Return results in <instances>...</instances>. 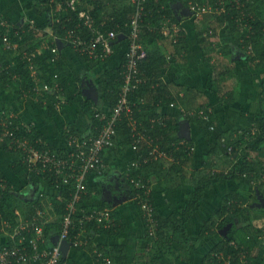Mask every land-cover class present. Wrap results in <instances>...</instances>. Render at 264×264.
I'll return each instance as SVG.
<instances>
[{
  "label": "trees",
  "instance_id": "trees-1",
  "mask_svg": "<svg viewBox=\"0 0 264 264\" xmlns=\"http://www.w3.org/2000/svg\"><path fill=\"white\" fill-rule=\"evenodd\" d=\"M56 1L62 3V10H58L54 4L50 3V0H37L34 13L36 16H44L45 14L50 13L49 15L51 16V19L53 21L52 25L49 26L52 29L54 39L55 37H57L62 40L64 38L66 30L71 28L73 29L79 22L77 19V11H71L70 9H68L66 7V0ZM193 1L195 2L192 5L198 4L204 8L211 7L212 10L213 8H216V10H218L216 13H210L209 11H206L203 14L202 19H204V17H210L211 20L209 21L208 25L204 26V21H202L201 19L202 22L200 24V27H198V44L200 45V51L202 52L206 61H209L211 58V56L209 55L210 50L213 51V48L211 47L212 41L209 39L211 37L217 36L219 29L225 27V30L235 37L234 40L236 41L238 46H243V48L246 50L245 53H247V60L253 61L258 59V62L260 60V65H264V19L261 13L258 12V10V14L254 19L251 18L248 19V21L245 19L236 20L235 18L238 16L237 9L234 7V5H228L232 4L235 0H223L224 11H220V7L223 8L220 5V2L222 0ZM241 1L245 2L246 0ZM110 2H112V0H84L82 7L91 8V15L95 19V22L97 24H100L102 21L106 22L103 28L104 30L115 29L116 31H125L126 29L124 28V25L129 22V18L133 13V7L131 5H127L125 6V8L115 9V7L109 6L114 5V3L110 4ZM163 5L164 0H148V2L146 3V13L143 16L142 25L156 24L161 19V16L166 17V19L170 18V20L175 23H179L177 18L172 16L170 9ZM246 6H248V10L251 9L248 3L246 4ZM78 10H80V7L78 8ZM56 19H59V21H56ZM7 25V28L5 25H0V87L3 89H8L9 84L17 83L20 81L21 86H19L16 91L19 95V89L22 87H33L35 85V81L33 79L37 77L39 78V80L42 79V83L47 81L54 83L58 81L59 85L61 86V94L66 96V101L68 100V96L71 99L73 95L78 91L76 85L79 81V77H76L74 74L72 76L71 73H67L66 71L64 73V71H62V66L64 65L63 60H59V57L56 62H52L51 58L53 54H50L49 51L44 52L43 55L38 58V63L40 64V66L36 67L38 74L36 76H30V71L25 67L28 64L26 62H23L20 58H18L20 63L17 62V58L13 60L12 50H8L6 48V43L3 41L6 35L9 38L11 44H16V41L20 39L18 31L24 30V27L19 28L16 24L11 26L9 23H7ZM81 28L83 30V25ZM241 28H243V30ZM251 29L254 31L253 35H249ZM210 31L211 33H209ZM23 35V39L19 41L18 45L21 47V45L32 44L34 33H25ZM140 35L142 38L141 41L142 43H144L143 45L147 50V57L140 63L141 71L147 76H162L163 69L167 66V62L164 55L158 54L159 47L157 48L155 42L159 36L153 32L148 31V27L146 26H143L141 28ZM249 36L250 38H247ZM162 40L163 39H161V41ZM223 41L225 42L226 40L223 39ZM180 42L182 46L185 45L181 49H185V39H182L181 37ZM40 43L41 42H39V44ZM249 44L252 46V49L250 51L247 49V46ZM124 45V41H121L118 44H114V54L110 57L111 59L109 58L110 60L108 59L107 61H112L115 55L118 53H122L121 59L124 58ZM225 48H228L227 45L220 47L221 50H224ZM18 49L19 48H17V50ZM20 50L21 49H19L18 51ZM74 55L78 57L80 62H92L86 56H82L78 53H74ZM226 56L227 54L224 53L223 57ZM12 60L17 64L9 68L8 65L10 62H12ZM178 60L179 59H177L176 62H178ZM261 61H263V63ZM66 69L68 68L66 67ZM121 70V64L116 68H105L104 72L99 77L97 82L94 83L99 93L100 104L93 103L91 99H89V96L79 97L87 123L84 131L76 132L78 136L85 137L87 134L88 136H93L99 133L102 125L106 122V119L103 116L97 118L95 115L104 111L107 112L115 106L119 86L121 84ZM15 74H18L20 79L16 80V78H14ZM154 89L155 90H152L149 86H141L132 95L133 102H135L137 107H139V111L136 112L135 117L138 119L139 125L144 127V129L142 127H140L139 129L140 131L147 130L149 138L153 140L152 144H147L145 141L142 142L138 149L135 150V156L133 160L139 158V155L142 157L147 156L152 147L154 145H157L159 150L165 153L167 157L166 159L169 158L174 161L177 160V162H170V165L167 169H163L164 162L167 161L166 159H159L158 161H153V163L150 162L148 164H142L136 169L131 167L127 168L128 170L124 172L122 178L131 188L129 191L130 196H133L135 192L130 183L131 178H135L137 175L141 174V176H143L146 180H149L151 176H159V174H163L166 170H168V172H165V176L171 175L173 174V172H175L176 175L183 176V166L189 160V156L184 150V146L178 145V142L181 140L177 137L179 128L178 119L180 118V115L178 114V116L176 117L169 114H163L164 117H162L157 116L158 114L155 111L158 108H164L167 110L172 109L173 112L178 113L175 106H196L197 100L192 96L191 97L193 99L188 100V98L182 99L181 97L174 95L172 91L167 88V85H165L164 83L162 84V82L161 86H158L157 89ZM188 90H190V88ZM216 94L219 100H223V92H217ZM78 95L80 96L79 93ZM226 96L228 98L223 101V104L226 106H232L235 102L233 91H231L229 96ZM171 104H174V107H170ZM196 107L202 108L201 105ZM101 109L105 110L103 111ZM204 112L208 115L207 121L199 117V115H197V117L190 114L184 115L192 124L195 121V123H197V129L201 130L204 135L210 136L212 135V132L214 131L218 123L216 120V116L209 113L207 107H205ZM2 113L3 112L0 111V121L2 118H4ZM152 118L157 119V122L153 125H151L149 121ZM16 122L19 121L16 120L14 123ZM245 128L246 129H244V132L239 135V140H235V138L232 137L224 141V139L219 137L218 143H216L217 151L220 155L222 154V161H225L228 165H232L231 171L225 173L224 171L219 173L209 171L207 170V167L210 165L212 170L214 168V164H210V161L205 160L202 164L203 170L205 171H195L194 175L197 176L196 180L199 181L193 186L192 190L188 194L183 207L178 208L174 213L169 215L167 219H162L156 214L157 220L154 225V231L152 233L153 235H150L149 230H147L150 225L148 223L145 225V239L144 242L141 243L143 244V246L139 260L137 258V255H134V259H137V261L140 262L139 264H178V262H173L172 259L171 261L168 259L170 258L169 253L172 250V244L181 243L184 245L186 244V242L188 243L189 239L186 237V230L183 225L194 212L200 210V201L202 196H204L205 191L211 186H216L219 183L224 184L229 181L242 182L246 187H252L253 185L251 183L254 178L259 177L260 172L264 173V162H262V160H259L260 154H264V109L261 108L258 113L254 114L253 118H251ZM254 128L256 129L255 132H253ZM29 132V135L20 134L16 136L18 139H22L25 137L30 141L39 137L41 138V134L37 130H35L34 126L31 127V130H29ZM71 132L74 133L75 131ZM0 134H2L1 127ZM116 135L117 136L114 148L121 149L120 144H126L127 142L130 143V132L128 127L126 126L125 121H121V123L118 124V127L116 128ZM118 140H120L121 143H119ZM192 142L193 139L188 141L187 144H194ZM9 143L10 138H4V140L0 142L1 148L9 154L18 155V151H14L15 148H8ZM228 145H232L230 152H227ZM238 157H240L241 159V161L239 162H237ZM20 164L23 168H26L27 166V163ZM204 165H206V167H204ZM2 176L3 175L0 174L1 178H3ZM32 178L34 183L45 180L52 189L56 187L53 177L49 175L40 174ZM165 180L166 178H164V181ZM56 189V195L50 197L53 205V212L51 214H53L55 217L45 226L44 235L50 234L51 236H54L59 234L62 216L65 213V206L70 199L73 186L72 184L63 185L61 183L57 186ZM9 190L10 186L8 187V190L4 193V195L0 197L1 232H4V230L11 231L14 226H17L20 223L19 213L21 214L20 210H22L21 205L23 203L19 201ZM86 198H88L87 195H85L80 201L79 210L86 209L87 206L86 204H84ZM256 202L257 197L253 192L248 193L245 190L242 194L239 195L234 191L227 193L222 197V202L220 204L219 210L214 216H211L207 220V223L202 229L200 236H204V231H206L208 234H211L214 228L217 230H221L229 223L232 224L237 216H248L252 223L255 220H262L264 218V207L260 210L250 207L252 203L254 204ZM28 209L30 210V212L32 211L31 207L29 206ZM22 214L21 215L23 216V218H28L27 212L23 211ZM78 216H80V213ZM3 222L9 224L11 226V229L4 227ZM91 225L94 227L96 234L100 233L103 236L117 235L121 232L119 231L120 226L115 227V229H97L94 224H89L87 225V227L91 228ZM245 228L246 227L243 226L241 228L242 230L239 229V232H243ZM75 230L70 232L69 237H72V235L76 233ZM167 233H170V236H168ZM175 233H178L179 236H176ZM237 233V228H235V226H233L232 224V228L227 232V236L223 237L217 244L212 247V249L204 257L202 264H226L225 259L228 257L230 264H238V260L241 257L240 249L247 246V244L245 246H241L242 242H240V240L238 239ZM249 233L250 232H247V239L251 238ZM30 238L31 237L28 236L27 241ZM9 243V241H6L5 243L0 241V244ZM245 243H250V241H245ZM92 246L93 255L94 251L98 250L109 257L114 264H130L128 247L126 245L117 243L116 245L111 246V248L103 244H95V246ZM245 248L247 249L248 247ZM76 249L83 250L82 246H77ZM148 252H150V254ZM215 254H222V257L217 258ZM180 256L181 255L179 254V257H177L176 260L180 259ZM62 262L70 264V257H65ZM96 264H98L97 261Z\"/></svg>",
  "mask_w": 264,
  "mask_h": 264
},
{
  "label": "crops",
  "instance_id": "crops-1",
  "mask_svg": "<svg viewBox=\"0 0 264 264\" xmlns=\"http://www.w3.org/2000/svg\"><path fill=\"white\" fill-rule=\"evenodd\" d=\"M134 1L135 0H131L130 3H127L123 0H114V5L116 7H118V9L125 8V6H127V5H131L133 7V13L130 16L129 21L132 18V16L134 15V11H135ZM181 1L184 3L185 1H188V0H181ZM147 2H148V0H146V2H145V10H144L143 16L146 13V3ZM194 2L195 1H193V0H189L187 3H185L188 6H185V4H183V8L190 15H192L191 10H190V6ZM260 5L264 6V0H250L249 1V7H251V9L249 11L251 13L252 19H254L256 17V15L258 14L257 10L259 11ZM163 6L170 9L172 16L177 18L176 17L177 15H175L173 13L171 0H164ZM21 10L22 9H20V11ZM20 11L12 10L11 16L15 15L14 17H6L7 19H3V18L2 19L0 18V19H1V21L6 22V23L8 22L10 24L16 22L14 24H16L19 28H23L22 26H24V21H23V19L20 18L21 13L23 11L21 13H20ZM211 12L216 13L217 12L216 8L213 9ZM185 18L187 19V17H185ZM167 19H166V17L161 16V19L156 24L142 25V27L143 26L148 27V31L153 32L156 35H158L159 39H163L162 41H163L165 47L161 48L160 46L162 44H160L158 47L161 48V51L158 50L159 51L158 54L159 55L162 54L165 56L167 66L163 69L162 76H160V77L147 76L144 73V75L146 77H148V81L146 83L141 84L139 86V88L141 86H149L152 90H155L154 88L157 89L158 86H161V82H162V84L164 83L165 85H167V88L169 90H173L172 93L174 94V88L176 86H184L185 84H187L185 86H191V88H194L197 84H200L198 82V81H200L199 78H201L202 76H204V78H205V75L208 76V74L211 71V68H213V66H216L215 65L216 64V58L213 57V53L215 51L220 50V48L216 47V43H213V41H212L211 47L213 48V51L210 50V52H209V55L211 56V58L209 61H206L205 57L203 56L202 52L200 51V45L198 44V38H197L198 37V33H197L198 29H193V30L187 29L186 30L185 25L181 24L182 21L177 18L180 26L181 27L183 26L185 31H181L175 39H173V38L171 39L169 37V35H166L164 33V31L161 30L160 24L165 22ZM184 19H182V20H184ZM188 19H189V17H188ZM210 20H211L210 17H206V18L204 17V26L208 25ZM11 26H12V24H11ZM197 26L200 27L199 24H197ZM49 28H50V26L48 27V29L44 30L48 39H51V42L49 44L48 43H46V44L49 47H53L56 45L58 46L59 57H60L59 60L65 61V59L70 57V58H75L81 64V67L80 66L77 67V68H80V73H82L81 76H78L80 78L77 85H76L78 91H77V93H75L73 95L72 99L75 98V96L76 97H84L85 93H88L90 95L89 99H91V101L93 103L100 104L99 93H98L97 88L94 84L95 82L91 78L88 77V75H87L88 71L85 72L86 67H84V66L88 62L87 63L80 62L78 57L76 55H74L70 50L66 49V46L64 44L63 45H62V43L59 44L58 43L59 41L54 39V35L49 30ZM140 30H139V40L141 41L142 38L140 35ZM209 33H211V31ZM253 33H254V31L251 29L249 32V35H253ZM205 34H206V32H205ZM181 37H182V39H185V41H186V48L185 49H181L185 46V45H183V46L181 45V42H180ZM148 38H150V37H148ZM247 38H250V36ZM154 40H155V37H154ZM234 42H235L234 44H236V46L242 50V48L240 46H238V44L236 43L235 40H234ZM41 44L38 45V48L41 46ZM142 44H144V43H142ZM30 45L31 44H26V45H21V47H20L16 43V44H14V46H12L13 48L8 49V50H12V52H15V51H18L19 49H21L19 51L21 53V60L28 64L27 61H24L22 59V54L24 52H32V51H30V49H31ZM17 48H19V49L17 50ZM247 49L250 51L252 49V46L249 44L247 46ZM233 50H234V48H233ZM46 51H49L50 54H52L50 49L42 50V53L40 55H38L35 58V60L32 62V65L34 67L32 69H35L36 67L40 66V64L38 63V58L40 56H42L43 53ZM231 52H233L231 50V47L225 48L224 52L221 50V53H220L221 55L219 58H222L223 54L226 53L227 54L226 57H228V59H229ZM121 54L122 53H118L115 55L114 59L109 63V64H111L110 66L107 63L109 68L110 67L116 68V67L120 66V64L122 66L124 58L121 59V57H122ZM12 55H13V53H12ZM53 56H54V54H53ZM199 56H201V57H199ZM177 59H179L178 62H176ZM230 59H231L230 61L232 62L230 64H231L232 68H234L233 69L234 74H235L234 79L237 80L238 82L239 81L243 82L245 80V83H243V86L246 87L247 91L249 89H250V91H255L256 96L258 94H260L259 87L257 86V82L254 81L257 78V76L260 75L261 72H264V65H260V60H259V62H253V61H257V60L249 61V60H247L246 57L245 58L238 57V58H230ZM217 60H218V58H217ZM261 62L263 63V61H261ZM11 67H13V66H11ZM25 67L30 71V76H32L33 72L31 69V63H29ZM242 67L245 69H247V68L249 69V72H250L249 78L244 77L243 74L240 72V69ZM74 69H76V67ZM35 71L38 74V71L36 69H35ZM201 72H202V74H201ZM197 73H198L199 78L196 77ZM179 77H183L185 80L179 79ZM14 78H16V80L20 79L18 74H15ZM173 80H176L175 83L173 82ZM180 80H182V81H180ZM121 82H122V80H121ZM181 82H183V83H181ZM47 83L52 84L53 82L48 81ZM54 83H57L59 85L58 81H56ZM38 84H39V86H40V84H43L42 79L38 82ZM13 85H15V84H9L8 89H3L0 87V89H2V91H0V93L2 92V94L0 95V111L13 114L14 117H16L15 121L16 120L19 121V122L15 123V125L20 126V127L18 126V129L15 130L16 135H20V134H28L29 135L30 132L25 131V129H26L25 125H28V126L31 125V127L34 126L35 130H37L41 134V139L44 141V143L49 148H51L55 151H61L63 148V143H64V135H65L64 129L65 128H69L70 131H75L74 132L75 134H76V132H82L85 130L87 121H86V118L84 115V110L82 108V105H81L80 99H79L78 102H79V106L81 108V113H80L81 120H78L76 123L66 122L63 125L64 128L62 130V138H61L62 144H58V145L53 144V140H51V139L49 140L46 133H44L38 129V127L36 126L37 122L34 119L33 115H31L30 111L28 110V107L25 105H23L22 107H20V106L18 107L17 104L18 103L19 104L20 103H26L27 104L28 102H32L33 104L35 103L36 107L40 108L43 111L44 110L47 111L48 115L50 116L53 113V111H55V110L59 111L63 107L67 106L69 104L67 102L70 100V97L68 96V100L65 101V104L62 105L60 108H55L56 101L52 97H50V96H45V98H43L41 96H39L38 98L35 97V92H34V88H33L34 86L29 87V88H25V87L20 88L19 89L20 94L18 95V93L16 92L17 86L15 88H13ZM261 85H263V84H259V86H261ZM19 86H21V85H19ZM251 87H255V88H251ZM60 88H61V86H60ZM119 88H120V86H119ZM85 90H88V91H85ZM137 90H135V91H137ZM192 90L194 92V89H192ZM134 92L130 96L131 100L133 98L132 95L134 94ZM78 93L80 94V96L78 95ZM118 93H119V91H118ZM191 96L193 98H195L194 94H190V93L187 94L185 97L183 96V98H185V99L188 98V100H190V99H193ZM251 96L253 97L252 93H251ZM117 99H118V94H117ZM255 99H256V101H258L259 97L255 98ZM116 103H117V101H116ZM113 108L107 112H105V111L102 112L103 117L106 120H107V115L110 114V112L113 110ZM137 111H139V107L136 106L133 109V115H132L131 119H129L128 117H126L124 115L121 117V119H119V121H117V123L115 125V130H116V128L118 127V124L121 123V121L126 122V126L129 129L130 137H131L130 143L132 142L133 133L135 131L139 132L140 131L139 128L142 127L139 125L138 119L135 117V114ZM155 112H157V114H158L157 116L164 117V115H163L164 113L161 111V108L156 109ZM254 114H256V113H253V112L243 113L241 117H237L236 114H233L231 112V117L236 118L237 126L246 127L248 125L249 121L251 120V118H253ZM152 119H154V118H152ZM132 121L134 122V124H132ZM228 121H229V119H228ZM178 122H179V119H178ZM234 124H235V122H234ZM151 125H153V124L151 123ZM191 125H193V124L191 123ZM226 127L228 129H231V126H229V123L227 124ZM142 128L144 129V127H142ZM1 129L3 130V128H1ZM11 129L13 130L12 127H11ZM255 130L256 129L254 128L253 132H255ZM192 131L194 132L195 130H192ZM197 131H199V130L196 129L195 133H197ZM193 132L190 133L189 139H191V140H192ZM143 133L146 136L145 142L147 144H149V142H147V140H149L150 138H149V134L147 133V130H144ZM90 136H92V135H90ZM116 136L117 135H115L114 140H113V146L106 149V150H103L101 153L102 158L105 162V166H106L103 173H101V174L90 173L87 176L86 194L85 195H87L88 198H86V200L84 201V204H86V206H87L86 209H84V210L90 211L92 209H99V208H102V206L104 207L107 203L108 206H106V207L111 208L112 213L114 214L112 217L113 221H114V226L112 228L115 229V227L120 226L119 231H121V232L117 235H110V236L109 235L103 236L100 233H99L100 235H97L96 231L92 225H91V228L87 227V225H89V224L83 225V229L81 230L79 227V223H78L79 216L77 215L76 220H75V228H74V230L77 228L75 230L76 233H74L72 235V237H69V239L73 240L75 237H78L81 241H83V243L81 245L83 250H77L76 248H72V247H70L68 249V252H67L65 257H67V256L70 257V263L71 264H79V262L81 261V258L78 257V259H76L73 255V253H80V252H84V254H86L87 256L89 255L88 257H90L89 259H91L92 264H95V262H96L95 255H93V252H92V248H93L92 245L95 246V244L96 245L97 244H103V245L109 246L111 248V246L116 245L117 243H120V244L126 245L127 247L131 245L130 248L135 246L136 249L134 252L137 251V247H138V250H142L143 244H141V243H143L144 239H145L144 233H145L146 226H145V221H144L143 216H142V212H141L140 207H139V203L137 200H133L134 194L137 192V189L135 188V186L133 184H131L133 189L135 190V192H134L133 196L132 195L130 196L129 191H127L126 194L122 193L120 185L118 184V179H121L123 177L122 175L124 174V172L126 170H128L127 168H130V163L134 159V156H133V159H131V154H129L128 164L125 165L126 168H124V161L120 162V159L123 160L122 157L123 156L125 157L127 155V153H125L126 148L122 149V146H121L120 150H115L114 145H115ZM194 136H198V135L194 134ZM127 144L129 145L128 142L124 145L127 147ZM132 150H134V149L132 148ZM0 151H1V153H3V156H1V153H0V174L3 175L2 176L3 178L0 177V183L4 184V189H2L0 187V197L4 195V193L8 190V187L10 186L9 191H11L15 195V197L23 203L21 205L22 210H20L21 214L23 213V211L28 213V218H23V216H22L23 214L21 215L19 213L20 222H29V223L37 224L38 221H41V220H39V218H43L42 219L43 222L39 226L42 227L43 238H44L46 244H43L44 246H41V248H40L39 244H38V246L41 250H43L44 248H47V247H51V245L54 241L51 239L52 236L50 234L44 235V229H45V226L48 224V222L52 221V219H54V217H55L53 214H51L53 212L52 211L53 205H52V201L50 200V197H53L56 195L57 192L55 190H57V189H52L45 180L39 181L38 183H34L32 180L33 179L32 177H36L37 175H40V174H46V175L53 177V179H54V174L50 173V171L47 168L42 169L40 164H37V165H28L27 164L26 168H23L20 163L24 164L26 162L23 159L24 156L21 155L20 152H18V155L11 154L12 156L9 157L7 155V152L1 148V145H0ZM162 159H164V158H162ZM2 160H3V162H2ZM166 160L169 162L174 161V160L171 161L170 159H166ZM174 162H177V160H175ZM184 167H188V168L192 169V166H190L189 164L187 166L184 165L183 170H184ZM204 167H206V166L204 165ZM184 173L187 175V178L184 181L179 180V184H178V181H175V179L173 178L172 175L164 176V178H166L164 183H163L161 176L155 175V177H153V178H155V181H156L155 182L156 188L154 191H153V189L151 191L150 202L154 205L156 212H157L156 214L159 217H161L162 219H167L168 216L171 215L172 213H174L178 208L183 207L184 203L182 206H179V207L177 206V203L179 201V194L178 193H180V190L184 188V183L187 181V185L189 186L192 184V187H193L199 181V180L198 181L196 180L197 176L194 175V173H195L194 169H193V171H190L189 173L188 172H184ZM138 178H140V179L143 178L144 181H146L145 178L143 176H141V174L137 175L135 177V179H138ZM161 182H162V185L160 184ZM244 186H245V184H244ZM105 188H107L109 192H112V195L109 197L111 202L105 201L106 197L103 196ZM152 188H153V186H152ZM190 189L191 188H189V190ZM232 191H234L238 195L242 194L244 192V190L241 188L229 187L228 190L223 192V195L222 194H220V195H221V197H223L224 195H226L227 193H230ZM180 194H182V193H180ZM207 194L211 195V193H208L207 191H205L206 197H209V196H207ZM212 195H216V197H218V194H212ZM207 200L209 201V202H207V205H208L212 199H211V197H209ZM113 201H114V203H113ZM257 202H258V200H257ZM129 204L136 207L137 213H135L133 211L132 207H130ZM207 205L205 207H203V205L201 204L200 210L194 212L191 215V217L185 222V224L183 226L186 230V237L189 239V241H188V243L186 242V244H184V245L181 243L172 244V250L169 253L170 258H168V259L170 261L172 259L173 262H178V263L186 261L188 264H191V262L194 261V263H196V264H202L203 259L206 256V254L223 237L227 236V232L229 231V229L232 228V224H233V226H235V228H237V231H238L237 237L240 240V242H242L241 246H245L247 244V246H245V247H248L247 249L245 247L243 248L242 255H241L240 259L238 260V264H264V218L262 220H255L252 223V221H250L248 216L243 215V216H241L242 220H238V222L234 221L232 224L229 223L228 225L223 227L221 230H219V229L217 230L214 228L212 230L211 234H208L206 231H204V236H200L202 229L204 228L205 224L207 223V220L211 216H214L217 212V210L212 211V214H210L211 212L209 213V210L207 209ZM251 205H250V207H251ZM28 206L31 207V209H32L31 212L28 209ZM262 208L259 207V208H254V209L260 210ZM136 215H138V217H136ZM238 217L239 216H237L236 218H238ZM246 220H247V223H245ZM242 224H244V225H242ZM243 226L246 227L245 230H243V232H239L240 231L239 229H241ZM132 229L135 230V232L134 233L131 232L132 235H130L129 231H131ZM168 232H171V231H168ZM247 232H250L249 235L251 236L252 239L251 238L250 239L248 238L249 240L247 239V237H248ZM175 234H176V236H179L178 233H175ZM28 236H30L31 238L28 239V241H27ZM168 236H170V235H168ZM33 239H36L35 232H33V230L30 233L29 232L26 233L25 241L22 244L18 243V241H19L18 237H16L15 239L12 240L11 238H9V235L5 231L4 232L0 231V241L1 242L5 243L6 241L7 242L9 241L10 243L8 245L11 247H13V246L23 247L24 246L27 248V250H28L27 252L29 254L32 252V245L30 246V242ZM245 241H247V242L250 241V243H245ZM89 244H91V245H89ZM176 245L178 246L177 248H176ZM186 250H187V252H186ZM71 251H73L72 254H70ZM182 252L185 253L184 256L181 255ZM179 254L181 255L180 259L176 260V258L179 257ZM128 256H129V260H130L129 250H128ZM131 256H134V253L131 254Z\"/></svg>",
  "mask_w": 264,
  "mask_h": 264
},
{
  "label": "built area",
  "instance_id": "built-area-1",
  "mask_svg": "<svg viewBox=\"0 0 264 264\" xmlns=\"http://www.w3.org/2000/svg\"><path fill=\"white\" fill-rule=\"evenodd\" d=\"M249 1L250 0L242 2L241 0H235L231 4V6L234 5L238 11V16L235 18L236 20L245 19L248 21V19H251V13L248 10V6H246L247 3L249 5ZM145 2L146 0L134 1V15L130 21L124 25L126 29L125 32L116 31L115 29L104 30L103 28L106 22L102 21L100 24H97L91 15V8L82 7L84 0L83 2L82 0H66V7L71 11H77L79 23L73 29L66 30L62 40L55 37V40H58L59 44H64L66 49L70 50L73 54L78 53L82 56H86L92 62L96 63H104L114 54V44H118L121 41H124L125 44L123 52L124 61L120 72L122 82L119 88L117 103L110 114L107 115V120L102 125L98 134L93 136H88L87 134L83 137L65 128L63 148L58 152L49 148L41 138H36L31 141L25 137L18 139L15 130L18 129L19 125H15L14 123L16 117L10 113H2L4 118L0 121V127L3 128L2 134H0V142H2L4 138L9 137L10 143L8 148H15V151L20 152L28 165L40 164L42 169L47 168L50 173H53L54 183L56 184L54 189L62 183L63 185L72 184L73 190L65 206V213L62 216L59 234L51 238L52 240L56 239L51 247L44 248L43 250L40 249L41 246H44L43 244H46L43 238L42 227L39 226L43 222V218H39L41 221H38L37 224L20 222L12 229L9 224L3 222L4 227L11 229V231H4L12 240L18 237L19 244L25 241L26 233H30L32 230L35 232L36 239L30 242V246L32 245L31 255L24 246L11 247L8 244H0V264H69L62 262L65 258L63 257L61 245L64 241L69 243V248H76L82 245L83 241L78 237H75L73 240L69 239L70 232L75 228L76 216L79 215V213L78 223L81 230L85 224H94L97 229H111L114 226L111 208L103 207L90 211L84 209L79 210V203L86 194V179L88 174H101L106 168L101 153L103 150L113 146L117 121L124 115L129 119L132 118L133 109L137 105L131 100V94L137 90L141 84L148 81V77H146L140 69V63L147 57V50L142 44V41L139 40V30L142 27ZM50 3L54 4L58 10H62L61 2L50 0ZM220 5L223 7H220V11H224L223 0L220 2ZM79 7L80 10H78ZM190 10L192 15L196 18V22L200 23L203 14L206 11L211 12L212 9L211 7L204 8L196 4L191 5ZM56 21H59V19H56ZM0 25H5L6 28L8 27L7 23L1 21V19ZM82 25L83 30L81 28ZM160 25L161 30H163L166 35H169L171 39H175L181 31H184V28L181 27L179 23H175L170 19H167ZM3 41L6 43L7 49L13 48L12 46L14 45L10 43L6 35ZM46 49H50L51 53L54 54L51 61L56 62L59 58L58 46L49 47L44 43L32 52H24L22 54V59L27 61L28 64L31 63L32 69L34 68L32 62L42 53V50ZM35 69H32V76L37 75ZM34 81L36 98L39 96L43 98H45V96L52 97L56 101L55 108H60L65 104L66 97L61 94V88L57 83L51 84L47 83V81L39 86V78L35 77ZM170 107H174V104H171ZM95 116L98 118L102 117L103 114L97 113ZM199 117L206 121L208 120V115L205 114V112L199 115ZM156 122L157 119L150 120L152 124ZM132 124H134L133 121ZM25 127V131L29 132V130H31V125H25ZM145 140L146 136L143 131H135L132 135V142L130 144L134 150H137ZM147 142L152 144L153 140L150 138ZM187 142L186 140H180L178 145H182L184 148H187L188 151L189 149L192 151L194 147H191ZM228 150L230 152L231 147H228ZM162 158H167L165 153L160 151L157 145H154L147 156L142 157L139 155V158L130 163V167L137 168L142 164L152 163ZM170 160L173 161L172 159ZM130 183L137 189L133 200L138 201L145 225L147 223L150 225V228L148 227L147 230L153 235L152 233L157 219L155 207L150 202V180L144 181L143 178H131ZM0 187L4 189V184L0 183ZM243 248L244 247L240 249L241 255ZM94 255L98 264H114L109 257L98 250L94 251ZM215 256L221 258L222 254H215ZM225 263L230 264L229 257L225 259Z\"/></svg>",
  "mask_w": 264,
  "mask_h": 264
},
{
  "label": "rangeland",
  "instance_id": "rangeland-1",
  "mask_svg": "<svg viewBox=\"0 0 264 264\" xmlns=\"http://www.w3.org/2000/svg\"><path fill=\"white\" fill-rule=\"evenodd\" d=\"M37 0H0V18L2 19H7L6 17H14L11 16L12 15V10L14 11H20V9H22L20 11L21 13V19H23L24 21V30L25 33H34V38L32 40V44L30 45V51H34L38 48V44L39 42H45L44 44L47 45L46 43H50V39H48V37L46 36L44 30L48 29L49 25H52V19L51 16L49 15L50 13L45 14L44 16H36L34 13V9H35V4H36ZM86 1V0H85ZM107 1V0H106ZM127 3H130L131 0H123ZM114 3V0H112V2H110V4ZM172 3V10L173 13L175 15H177L176 17L178 19H180L182 21L181 24H184L187 29H198L199 26H197V24H201L202 21H204V19L202 21H200V23L196 22V18L193 15H190L188 12H186V10L183 8V4L187 3L186 2H182L181 0H171ZM229 6H231V4H228ZM112 7L116 6L114 5H109ZM185 6H188L185 4ZM114 9V8H113ZM112 9V10H113ZM215 9V8H213ZM259 13H261V15L263 16L264 19V6L260 5L259 7ZM5 14V15H4ZM209 14V13H208ZM207 15V14H206ZM251 15V14H250ZM187 17V19L185 18ZM189 17V19H188ZM186 20H185V19ZM184 19V20H182ZM8 23V22H7ZM16 23V22H14ZM14 23H11L12 25ZM10 24V23H9ZM10 24V25H11ZM183 27V26H182ZM189 27V28H188ZM197 27V28H196ZM243 30V28H241ZM24 30L18 31L19 34V38L17 42V44H19V41L21 39H23V34ZM49 30L52 32V29L49 28ZM185 31V29H184ZM22 36V37H21ZM223 39H225L226 41L224 42ZM234 39L235 37L231 34H229L226 30L225 27L224 28H220L219 32L217 34V36L215 37H211L209 40L213 41V43H216V47H223L224 45H227V47H231V50L233 52H231L229 59L228 57H220V53H221V49L218 51H215L213 53V57L216 58V66H213V68H211L210 73L208 74V76L205 75L204 76H200L201 78L198 77V73L196 75L197 78H199L200 81H198L200 84H197L194 88H191V86H185L187 84H185L184 86H176L174 88V95H177L178 97H181L183 99V96L185 97L187 94H194V97L197 100V104L196 106L201 105L202 108H197L196 106H191V107H187L186 105H183V107H179V106H175L178 113L177 112H173L172 109L171 110H167L164 108H161V111L164 114H169V115H173V116H180L179 118V128H178V132H177V137H179V139L181 140H186V141H190L191 139H189L190 137V133H192V130L197 129V126L194 121L193 125H191V123L188 121L187 117H185L186 114H190L192 116L197 117V115H201L204 112L205 107L208 108V112L215 115L216 116V120H217V126L215 127L214 131L212 132V135L210 136H206L204 135V133L199 130L197 131V133H195V131L192 134V139L194 144H190L191 147H194L192 151L187 150V148H184V150L187 152L188 156H189V160L188 162L185 164L186 166L189 164L190 166H192L191 168L188 167H184L183 173L184 172H190V171H205L203 170V163L205 160L210 161V164H214V168L211 170L210 165L207 167V170L209 171H213L215 173H219V172H229L232 170V165H228L226 164V162L222 161V157L219 154V152L217 151V147H216V143H218V138L221 137L222 139H224V141L228 140L229 138H235V140H239V135L244 132V129H246L244 126H237L236 124V118H232L231 117V112L233 114H236L237 117H241L243 113H258L260 111V109H264V87L263 85L259 86V84H263L264 82V72H261L259 76H257V78L254 80L257 82V86L259 87V91L260 94H258L256 96L255 91H250V89L247 91L246 87L243 86V83H245V80L242 81H237L234 79V68H232L231 66V59L230 58H245L247 56V53H245V49L243 47L242 50L240 48H238L236 46V44H234ZM40 43V44H41ZM156 46L158 48V46L160 44H162L160 47L163 48L165 47L163 41H161V39H157L156 40ZM39 44V45H40ZM14 45V44H12ZM193 45V44H192ZM231 45V46H230ZM159 47V48H160ZM158 48V49H159ZM161 48L159 49L161 51ZM234 48V50H233ZM222 51L224 52V50L222 49ZM18 57L21 59V53L19 51H15L13 52L12 58L13 60L17 58V62H19ZM201 57V56H199ZM198 57V58H199ZM218 58V60H217ZM72 59V60H71ZM111 59V58H110ZM109 59V60H110ZM200 59V58H199ZM10 62L9 63V67L16 65V62ZM197 61V60H196ZM111 62V61H110ZM110 62H104V63H96V62H88L84 67H86L85 72L88 71L87 75L89 78H91L94 82H97V80L99 79V77L102 75V73L104 72L105 68H109V66L111 64H109ZM253 62H258L257 61H253ZM20 63V62H19ZM64 65L62 66V71H65L67 73H71V75L73 76V74L78 77L81 76L82 73H80V68H77L78 66L81 67V64L75 59V58H70L68 57L67 59H65V61H63ZM107 63L109 64V66L107 65ZM66 67L68 69H66ZM76 67V69H74ZM240 72L243 74L244 77L249 78V69H245V68H241ZM202 74V72H201ZM259 77V78H258ZM80 79V78H79ZM78 79V80H79ZM179 79L185 80L183 77H179ZM245 79V78H244ZM180 80V81H182ZM176 80H173V82L175 83ZM214 82V83H213ZM183 83V82H181ZM15 84L13 85V88H15L17 86V89L19 87V85L21 84L20 82L17 83H12ZM190 88V90H188ZM251 88H255V87H251ZM194 89V92L193 90ZM0 91H2V89H0ZM173 91V90H170ZM231 91H233L234 96L235 97V102L233 103L232 106H226L223 104V101L228 98L226 95H230ZM217 92H223L224 96H223V100H219L217 98ZM263 92V93H262ZM75 93V92H74ZM250 93V94H249ZM251 93L253 94V97L251 96ZM2 94V92L0 93V95ZM185 94V95H184ZM259 97V100L256 101L255 98ZM79 97L75 98H71L67 103H69L67 106L63 107L62 109H60L59 111H53V113L49 116L47 111H43L40 108L36 107V104L32 103V102H28L26 103H18V107H22L23 105L28 107V110L30 111L31 115H33L34 119L36 120V126L38 127V129L44 133H46L47 137L49 138V140H53V144L58 145V144H62V130H63V125L66 122H73L76 123L78 120H81V108L79 106ZM101 110H105V109H101ZM180 111V113H179ZM182 111V112H181ZM212 111V112H210ZM185 114V115H184ZM37 118V119H36ZM233 120H232V119ZM229 119V121H228ZM235 122V124H234ZM229 123V126H231V129H228L226 126ZM192 127V128H191ZM213 130V129H212ZM194 134L198 135V136H194ZM119 143H121L120 140H118ZM117 142V144H118ZM220 142V140H219ZM122 146V149L126 148L125 153H127V155L122 159H120V162L124 161V168L125 165L128 164V156L129 154H131V159H133V156H135V150H132V146L129 143V145L127 144V147L122 143L120 144ZM189 146V145H187ZM228 147H232V145H228ZM227 147V149H228ZM115 150H120L118 148H115ZM130 152V153H129ZM229 152V150L227 151ZM1 153V151H0ZM7 155L10 157L12 156L11 154L7 153ZM1 156H3V153H1ZM259 156V155H258ZM2 158V157H1ZM259 160H262V162H264V154H260L259 156ZM241 161L240 157L237 158V162ZM3 162V160H2ZM233 164V162H232ZM170 165L169 161L164 162L163 165V169H167ZM206 166V165H205ZM168 172V170H166ZM165 171V172H166ZM165 172L159 176L162 177V180L164 181V176H165ZM173 178L175 179V181H178L179 184V180L184 181L187 178V175L184 173L183 176L181 175H176L175 172H173ZM155 177L151 176L150 177V189L152 191L155 190L156 188V181H155ZM118 184L120 185L121 191L122 193L126 194L127 191H130V187L127 184V182L121 178L118 179ZM162 185V182L160 183ZM253 186L252 187H246L244 186V184L242 182H236V181H229L226 184H221L219 183L218 185H214L211 186L209 189H207L206 191L210 194H207V196L211 197V202L207 205V202H209L207 199L209 197H206V195L204 194V196H202L200 204L203 205V207H205L207 205V209L209 210V213L212 214V211H218L220 208V204L222 201V197L220 194L223 195V192H225L226 190H228L229 187L234 188V187H238L243 189L244 191L246 190L248 193L253 192L256 197L258 202H256L255 204H252L251 207L252 208H259V207H264V173L259 174V177H255L254 180L251 183ZM153 186V188H152ZM187 181L184 183V188L180 190L179 194V201L177 203V206H182L183 203H185L188 194L190 193V191L192 190V184L189 185L187 187ZM189 188H191L189 190ZM237 189V188H236ZM212 194H218V197H216V195H212ZM112 195V192H109L107 188H105L104 190V194L103 196L106 197L105 201L106 202H111L110 201V196ZM114 195V194H113ZM114 203V201H113ZM19 205V204H18ZM108 206L107 203L104 207ZM130 207H132L133 211L135 213H137V209L136 207H134L133 205L129 204ZM136 217H138V215H136ZM238 220H242L241 216H239L238 218L234 219V221ZM245 223H247V220L245 221ZM244 225V224H242ZM135 232V230H131L129 231V234L132 235V233ZM150 234V233H149ZM168 235H170V233H167ZM100 235V234H97ZM151 235V234H150ZM131 246V245H130ZM130 246H128V250L130 252V264H139L140 262L137 261V259H134V256H131V254L134 253V255H137V258L139 260V257L141 256V250H138L137 247V251H135L136 247L133 246L130 248ZM178 246L176 245V248ZM188 247V246H187ZM134 248V249H133ZM73 251H71L70 254H72ZM187 252V250H186ZM150 254V252H148ZM74 257L76 259H78V257L81 258V261L79 262V264H92L91 259H89L90 257H88L86 254H84V252H80V253H73ZM181 255H185V253H181ZM202 255V254H201ZM147 257V256H146ZM178 264H188L186 261L180 262ZM191 264H196L194 263V261L191 262Z\"/></svg>",
  "mask_w": 264,
  "mask_h": 264
},
{
  "label": "water",
  "instance_id": "water-1",
  "mask_svg": "<svg viewBox=\"0 0 264 264\" xmlns=\"http://www.w3.org/2000/svg\"><path fill=\"white\" fill-rule=\"evenodd\" d=\"M85 96H90V95L88 93H85ZM53 241H56V239H53ZM69 246L70 245L68 242H66V241L62 242L61 249H62V253H63L64 258L68 252Z\"/></svg>",
  "mask_w": 264,
  "mask_h": 264
}]
</instances>
